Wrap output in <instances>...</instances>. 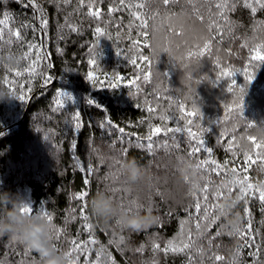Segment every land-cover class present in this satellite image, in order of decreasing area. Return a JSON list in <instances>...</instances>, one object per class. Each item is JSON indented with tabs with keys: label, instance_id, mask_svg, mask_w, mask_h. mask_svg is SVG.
<instances>
[{
	"label": "trees",
	"instance_id": "1",
	"mask_svg": "<svg viewBox=\"0 0 264 264\" xmlns=\"http://www.w3.org/2000/svg\"><path fill=\"white\" fill-rule=\"evenodd\" d=\"M88 2L36 0L39 14L14 0L0 4L5 40L19 30L26 42L22 47L12 36V43L0 47V91L10 97L0 101V191L19 193L33 214L46 211L52 216V226L62 229L61 254L69 248L65 241L76 239L82 245L67 257V264H264V201L259 199L264 191V159L257 156L264 155V144L253 149L247 139H264V60L253 59L256 52L264 54V8L255 0H227L235 8L224 10V21L216 8L221 0H177L168 6L162 0H125L129 7L112 13L107 9L117 7L119 0H91L101 9V19L94 20L88 15ZM245 2L257 11L252 13ZM133 13L147 19L149 27L139 28L140 20ZM213 18L220 26L210 29ZM96 27L106 34L98 37ZM143 31L147 37L141 35ZM209 37L210 53L189 56ZM157 41L168 53L145 47ZM27 43L36 47L23 58ZM140 55H147L151 63L140 60ZM36 56L41 59L33 64ZM91 59L95 65L89 64ZM17 71L22 74L17 76ZM47 76L52 80L45 84ZM60 91L72 98L62 108L56 105ZM21 96L24 99H18ZM150 106L155 111L148 112ZM76 112L79 128L73 119ZM107 119L115 126L106 124ZM101 123L103 128L98 126ZM168 127L180 131L164 134ZM149 134L152 148L147 147ZM195 147L200 151L190 155ZM245 151L255 161L247 172L243 171ZM131 159L142 172L136 182L127 174L126 162ZM201 160L227 162L253 185L243 199L236 192L226 193L215 219L212 184L221 177L210 171L211 163L208 172L198 169ZM89 165L91 172L81 170ZM227 175L231 178L233 173ZM206 181L207 201L202 199ZM233 183L222 180L216 191ZM85 190L87 207L81 213L76 194ZM101 190L122 212L139 214L147 206L157 223L136 233L115 218H97L90 201ZM86 223H91V232ZM121 236L123 243H110ZM93 238L97 243H89ZM169 240L188 247L162 251ZM155 243L160 249L154 248ZM141 245L143 252L136 251ZM0 264L43 261L4 234Z\"/></svg>",
	"mask_w": 264,
	"mask_h": 264
},
{
	"label": "snow or ice",
	"instance_id": "2",
	"mask_svg": "<svg viewBox=\"0 0 264 264\" xmlns=\"http://www.w3.org/2000/svg\"><path fill=\"white\" fill-rule=\"evenodd\" d=\"M3 2H4V0H0V4H2ZM14 2L19 3L24 8L31 7L34 10H36L37 13L39 14V10L40 9H39V5L36 3V0H14ZM189 2H190V0H189ZM162 3H163V5L168 6L170 3L176 4L177 0H162ZM255 3L259 7L264 8V0H255ZM80 4L81 5H85V0H80ZM86 6L88 7V15L90 17H92L94 20H100L101 19V9L99 7H95L94 4L91 2V0H89V2L87 3ZM134 6L137 7V8H142L143 4H137V5H134ZM121 7L128 8L129 5L125 3V0H119V4H118L117 7H115V8L114 7H109L107 9V11H108V13H112L113 11H119ZM245 7L251 9L252 13H255L257 11V7L254 6L252 3L245 2ZM216 8L220 10L219 15L221 17V20L227 21V17L225 16V11L224 10H234L235 3L229 5L227 0H221L220 3L216 4ZM133 15L135 16V18L137 20H140V24L138 25L139 28L147 29L149 27L147 19H141L140 15L138 13H133ZM200 19H203V17L201 16ZM3 23H4V21L0 20V25H2ZM41 23L43 24V26L46 27V25H47V21L46 20H43ZM214 24L217 25L218 27L220 26L219 22L216 21L213 18V20L209 23V28L211 29ZM21 27H24V25L22 24ZM94 31H95V34L98 37L104 36L106 34L105 30L102 27H96L94 29ZM141 35L144 36V37H147L148 36V32L147 31H143V32H141ZM12 36H14L16 38L17 43H19L22 47L25 46L26 42L21 37V32L19 30H15V31H13V32H11L9 34V39L8 40H5V37H4L3 33L0 32V47H2L4 43H9V44L12 43V40H11ZM211 41H212V38L209 37L208 40H205L203 42V44L198 46V51L197 52H189V56H193V55L199 56V55H203L205 53H210L212 51V42ZM134 43H136V42H134ZM26 46H27L28 51L22 53V57L23 58H27L28 55L30 54V52L36 47L35 45H33L31 43H27ZM145 47H150V48L156 49L158 51L162 50L164 53H168V51H169V49L167 47H164L163 43L160 42V41H157V43H154V44H151V45H148L146 43ZM36 51L38 52L39 49L37 48ZM117 54L120 55V53H117ZM40 59L41 58L39 56H36L34 58V60H33V64H35L36 61H38ZM139 59L143 60L146 64H150L151 63V61H150V59H149V57L147 55H140ZM253 59L264 60V54H261L260 52H256V55L253 56ZM88 62L91 65H95V63H96V61L94 59H91ZM131 63L133 65L139 67V64H138L136 59H132ZM24 71L34 72V68H26ZM21 74H22L21 71H17L16 72L17 76H19ZM150 76H151V73L149 72V73L146 74L145 78L147 79ZM88 79L89 80H93V76H92L91 73H89ZM117 79H123V78L122 77H117ZM137 79H139V77H137ZM248 79L251 80V77H248ZM51 80H52V77L51 76H47L45 78V80H44V83L48 84ZM232 84L235 85V81H232ZM113 87H115V85H113ZM228 90L231 92L232 91V87H229ZM241 91L243 92L244 89L241 88ZM57 96L60 97V99L56 100V105H57V107H61V108L64 107L66 102H68L69 100L72 99L71 97H69L63 91L58 92ZM18 99H24V97L21 96V97H18ZM89 104H93L94 105V101L89 100ZM94 106H96L98 108L100 107L99 105H94ZM239 107L242 109L243 108V103H241L239 105ZM180 109L184 110V105L183 104H180ZM147 110H148V112L151 113V112L155 111V108L150 106ZM188 114L189 115H194L195 112L188 113ZM181 118H183V117H181ZM73 119L76 121L75 127L79 128L81 126L80 113L79 112L74 113ZM161 119L162 120H166L167 117H161ZM105 123L110 125V126H115V125H113V122L110 119H107L105 121ZM188 123L190 124L191 121L189 120ZM98 126L103 128L105 125H104V123H101ZM118 131L120 133H123L124 129L123 128H119ZM154 131L156 133H161L162 129L160 127H155ZM172 131L179 132L180 128L173 129L171 127H168V128L165 129L164 134H166L167 132H172ZM247 139L251 142V145H252L253 149H259V148H261V145L264 144V139H261L259 142H257V138H255V137L249 136V137H247ZM147 140L149 141L147 147L148 148H152L153 145L151 143V140H152L151 134L148 135ZM199 143L203 144L204 141L200 140ZM199 151H200L199 147L192 148L190 150V155L193 154V153L199 152ZM205 151L206 152H211V149L205 148ZM257 156L259 158H261V159H264V155L257 154ZM254 162L255 161L253 160L252 155L248 151H245L244 152V161H243V171L247 172V169H248V166L250 165V163H254ZM209 163H211V165L213 166L210 169V171L221 177L218 182H215V183L212 184L211 209L215 211V214H216V216L214 217V219H215L219 215V212L221 211L219 209V207H218V204L223 199V196L226 193L230 192V193L233 194L234 192H236V194L239 195L240 198L243 199L244 197L249 195V190H251L253 188V185H252V183L247 182L248 181V177L246 175H242L239 172L237 167L233 166V167L229 168L227 162L217 163L215 160H212L210 162L208 160H201V161H198L196 163V165H197L198 169H203L205 172H208L209 169L207 168V165ZM261 167L264 168V165H261ZM81 170L82 171L91 172L92 171V167L90 165L87 166V168H85L84 166H81ZM229 171H231L233 173V176L231 178H229L228 175H227V173ZM226 179H231V180L234 181V183L230 184L226 189H222L221 191H216V188L220 184V182L222 180H226ZM85 183L87 184L88 181L86 180ZM245 185H246V187H245ZM202 192L204 193V195L202 196V199L207 201L208 200V195H209V188H208V182L207 181H206L204 187L202 188ZM87 195H88V193H87L86 190L78 192L76 194V199H78L81 202V204H80L81 213H85V210H86V207H87L86 202H85V198H86ZM259 199L261 201H264V191H261L259 193ZM195 207H196L197 210H199L200 209V204L197 203L195 205ZM25 211H26V213L28 215H30V216L31 215H36L39 218H42V219L46 220L50 225H52V219L53 218L48 212L40 211L38 213L35 212V214H33L34 210H33V208L31 206L27 207ZM207 215H209V210L206 208L205 216H207ZM84 219H85V221L88 220V216L86 214L84 215ZM196 227H199V224H197ZM247 227L250 229L251 225L249 224ZM85 228H87L91 232V228H92L91 223H86L85 224ZM51 232H52V234H53V236L55 238L54 239V246H55L57 252L60 253L61 252L60 241H61L62 229L52 226L51 227ZM124 239L125 238L123 236H121L119 238V241L110 240V243H123ZM13 240H18V239L13 238ZM65 242L69 243L68 250L64 252L66 257H70L72 255L73 250L82 248V245L80 243H78V241L76 239H72L70 242L69 241H65ZM89 243L95 244V243H97V241L95 240V238H93V239H91L89 241ZM187 247H188L187 243H184L182 247H178V246H176L174 244L173 241L169 240L167 242L165 248H163L161 250L164 251V252H168L169 250H171V251H183V249L187 248ZM101 248L103 249V246H101ZM154 248L155 249H160V244L159 243H155L154 244ZM25 249L28 250V251H31V249H29L26 245H25ZM136 251L143 252V245H141L139 248H137ZM216 259L220 260V259H222V257L217 256Z\"/></svg>",
	"mask_w": 264,
	"mask_h": 264
},
{
	"label": "clouds",
	"instance_id": "3",
	"mask_svg": "<svg viewBox=\"0 0 264 264\" xmlns=\"http://www.w3.org/2000/svg\"><path fill=\"white\" fill-rule=\"evenodd\" d=\"M6 99L10 97L0 91V101ZM126 167L131 182L141 178V168L134 159L128 160ZM230 204V201H226V206ZM29 206L19 193L0 191V209L3 210V217L0 218V235L8 234L18 239L37 253L43 264H67L66 255L58 253L54 246L52 225L36 215H28L25 210ZM90 208L97 218L104 221L115 218L117 223L136 233L145 231L157 223V217L153 215L152 209L145 206L139 214L122 212L112 197L102 190L92 198Z\"/></svg>",
	"mask_w": 264,
	"mask_h": 264
}]
</instances>
